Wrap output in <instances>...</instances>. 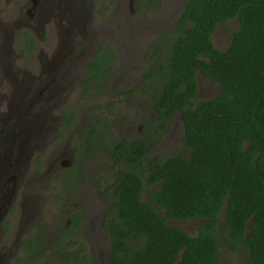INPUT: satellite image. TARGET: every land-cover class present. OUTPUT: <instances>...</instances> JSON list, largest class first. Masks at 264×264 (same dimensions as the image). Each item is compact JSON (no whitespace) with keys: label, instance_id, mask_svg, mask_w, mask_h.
I'll list each match as a JSON object with an SVG mask.
<instances>
[{"label":"trees","instance_id":"16d2710c","mask_svg":"<svg viewBox=\"0 0 264 264\" xmlns=\"http://www.w3.org/2000/svg\"><path fill=\"white\" fill-rule=\"evenodd\" d=\"M156 1L145 0L144 6ZM175 25L172 38L152 42L143 81L122 94L127 100L148 93L160 129L177 113L184 125L183 148L154 155L149 136L113 140L112 132L101 135L96 117L91 129L78 135L91 145L88 151L110 144L112 176L100 188L105 200L111 198L105 222L111 234L109 264H225L224 243L247 257L246 264H264V0H185ZM219 26L230 37L225 49L214 41ZM113 56L103 44L87 62L84 96L94 89L96 96L106 94ZM201 74L219 87L216 95L200 97ZM106 75L102 85L94 83ZM75 116L68 110L65 123L71 126ZM146 188L153 202L143 196ZM168 218L202 223L192 234ZM69 240L67 246L60 240L53 255L62 264H81V252L71 258L65 248L71 247ZM29 242L38 259L48 248ZM16 257L15 264H28Z\"/></svg>","mask_w":264,"mask_h":264},{"label":"rangeland","instance_id":"374dc122","mask_svg":"<svg viewBox=\"0 0 264 264\" xmlns=\"http://www.w3.org/2000/svg\"><path fill=\"white\" fill-rule=\"evenodd\" d=\"M3 1H5V8L3 7ZM24 1L25 0H0V9L5 12L3 13L4 18H2V20L5 22L6 19L8 23L11 22L12 24L6 25L9 27V35L12 36V40L9 39V41L5 43L8 52L0 51V77L1 72L6 69L9 72H16L17 75H25L33 81L29 84V92L27 95L33 96L35 93V95H37V100L33 103L32 108L27 110L25 117L32 118V113L43 110L46 113V119H49V121L56 125L59 123L61 112H63V115L68 110H73L76 113L75 124L68 128H59L56 136L52 137L49 134L46 138V136L44 137V135H42L43 138H41L37 145L35 144L37 142H34L36 137L33 136L34 138L30 140V154L32 156L34 145H36L39 150L36 152V155L38 154L37 156H39L40 159L38 160L36 156L35 160H31L27 169L25 168L28 165L27 161L24 160V162L19 165V171H24L26 174L24 181L25 186L22 191H18V197L19 199L25 198V202L29 197L30 199H34L35 197H40L42 199L41 203H44V205L39 207L41 211H39L40 215H38V217L44 221V226H42L43 230L49 227L51 232L49 233V239L51 240L55 236L54 233H56L58 228L61 227V230H63L66 228L65 225H67L66 221L68 215L57 214L59 207H63L64 209L71 208L75 214H79L81 211L78 212L77 209L79 206L73 204L77 203V200L68 199V196L64 192L65 188H61L53 171L48 170L50 167H53V163L51 165H46L47 159H49L50 162L54 161V157L62 150H68L66 157L69 159L66 161H71L70 150L75 148L76 134L81 131H87L93 124L92 119L94 117L100 121V125L102 124L100 126L101 135L112 132L114 134L113 140L123 137L139 139L145 135L149 136L151 153L154 155L169 156L183 148L184 128L180 116L177 113L166 123L165 129H160L158 127L161 123L160 117L152 110L150 95H148V93L137 94L136 97L126 100L122 91L130 90L143 81V74L146 71L144 58L146 53L152 48V42L159 37H173V31L176 27L175 22L185 0H158L154 2V4L148 3V6H144L145 0H94V12L90 7L89 0H83L86 7L84 13L86 12L87 15V19L84 23L86 26L83 28V30L85 28L87 29V32H85L86 36L84 39H79L76 37L74 30V32H72L74 33L73 39L72 36L68 37L69 43L72 42V44L69 48L67 47L64 49L66 56L59 61V68L67 64L65 68L68 70V72L65 71V76H67V78L62 79L59 77L57 86H49V84H41V86L40 83L43 82L44 79L39 78V75L43 73L41 71L42 66L46 63L45 52L51 55L58 47L57 27L56 25H52L49 31H44L43 25L37 24L33 25L36 26V28L31 31L29 28H25L22 31L18 30L16 23H13V12H15V15H18L17 11L19 10L17 9L23 7ZM26 11L27 8L24 7L23 12ZM28 21L33 23L32 19ZM88 22L89 24L87 25ZM235 24L236 21L230 23L231 26ZM87 26H91V28H87ZM59 33L61 34V32ZM214 41L221 49L227 47L230 37L226 32L225 26L218 27ZM12 42L13 44L11 45ZM103 44L111 47L114 53L112 57L113 60L109 64V71L111 73H108V75L111 77L106 83L109 89L105 91L106 94L104 96L101 93L96 96V89H94L90 95H88V91L84 96L83 90H80L81 87L79 82L81 77L84 76L87 61L92 58L91 55L93 52L95 53V50ZM49 50L50 52H47ZM18 56H20V58H17ZM69 56L71 57L69 58ZM15 59H18L19 62L18 69L17 67L15 68V66H11ZM4 61H6L7 64H4ZM4 66H6L5 69ZM108 75L95 79L94 83L97 84L100 82V85H102V81L104 82V79H107ZM44 76L42 75V77ZM74 77L77 78L73 79ZM4 82L5 80H1L0 78V85L4 84ZM153 83L154 80L152 81V84ZM155 84L157 85L158 83ZM198 84L200 97L210 98L219 92V87L209 83L203 76L198 77ZM2 87L3 86H0V88ZM20 95L21 94H18L16 96L15 99L17 101L22 98ZM7 99V95L0 92V136L3 133L9 136L13 131H16L18 114L17 112L9 114V100L7 101ZM111 101H114L113 107L110 105ZM99 104L103 106H99ZM104 137L106 140H110L108 136ZM108 145H104V148L95 149L86 159L85 166L87 171H94L91 180L95 181L96 188L97 186L104 185L103 180H105L106 183L109 182L108 180H111V170L106 173L107 177H104L105 174L101 173V165L104 161L110 160ZM0 151L5 152V147H3L1 141ZM53 151L55 153H53ZM74 156V162L78 161L80 157L76 156L75 152ZM63 159L64 158H62L60 162ZM20 182H22V179ZM27 182H29V185L26 184ZM92 191L93 187L89 189L85 188L83 197L85 198L86 194ZM73 194H79L78 190L75 189ZM143 196L146 200L153 202L149 195L148 188L144 190ZM98 199L100 203L97 201V205L93 206L91 209L86 208V213L90 214L97 207H100L101 212L104 205H102L101 198ZM61 204H63V206H61ZM20 208L18 202H16L10 214L7 215L3 221L5 230H12V232L8 234H11V237H13L12 245L14 249H17L19 245H21L25 234L31 233L32 230L35 229L34 225H29L31 221L28 222L27 219H25L26 214L20 211ZM81 215L82 212L80 216ZM34 218L36 217L34 216ZM167 221L169 224L184 228L192 234L197 232V229L202 223V220L199 219L180 220L168 218ZM87 222L88 219H86V223L84 222L85 227L81 228V230H85V234L94 236H92L89 244L93 250L98 249L96 252L94 250V257L97 258V251H100L101 255L105 256L107 259L110 254L109 246L111 241L109 235H107V233H101V238L98 237V241L96 242V233L92 231L93 227H88L89 223ZM93 224L97 227L98 224H101V218L98 217L97 221ZM43 235L44 234L41 233L39 237L42 238V245L46 246L48 242ZM221 236L222 239L225 240L224 233H221ZM69 239L72 240V243L70 244L71 247L68 249L71 251L68 253L71 258H74L75 252L81 249L78 248V242L81 241V239L75 237L66 238V240ZM85 251L86 255L91 249L87 248ZM33 252L34 253H23V251H19L17 254L27 258L25 261H27L28 264H62L58 256H49L47 252H44L38 259L37 256H35L36 251L34 250ZM220 254L225 264H246L247 257L245 258L244 256H239V254L232 252L229 243H224L221 246Z\"/></svg>","mask_w":264,"mask_h":264},{"label":"flooded vegetation","instance_id":"af4514ba","mask_svg":"<svg viewBox=\"0 0 264 264\" xmlns=\"http://www.w3.org/2000/svg\"><path fill=\"white\" fill-rule=\"evenodd\" d=\"M21 1H23V0H21ZM11 3H15V2H11ZM89 4L93 10L94 0H89ZM22 6L23 7L17 9V10H19V11H17L18 15H15L14 14L15 12H13V23L15 22L16 26L18 27V30H21V31L24 30L25 28H27V29L29 28L31 31L32 29L36 28V26H33V25H37V24L43 25L44 31H49L51 29L52 25H57L56 19L58 18V16L60 14H61L60 17H63L64 15L69 16L70 13L71 14L73 13L72 6L70 5V0H25L24 5H22ZM3 7L5 8V1H3ZM24 7L27 8L26 12H23ZM93 12H94V10H93ZM3 13H5V12H3L0 9V25H12L11 22L8 23L6 21V19H5V22L2 20V18H4ZM29 19H32L33 23H30L28 21ZM88 24H89V22L87 23V25ZM87 28H91V26H87ZM84 30H83V28H75L76 37L79 39L80 38L84 39L86 36L85 32H87V29L85 31ZM99 48L100 47H98L95 50V53L99 50ZM47 52H50V50ZM95 53L93 52V54L91 55L92 58L94 57ZM70 57L71 56H69V58ZM17 58H20V56H18ZM50 58H51V55H49V53L45 52V60L48 61V60H50ZM66 65H65V68H66ZM11 66H15V68L17 67V69H18V67H19L18 59H15L13 65H11ZM18 75L16 72H10V73L8 71L6 73L4 71L1 72L0 78H1V80H5V82H4V84L0 85V86H3L2 88H0V90H1L0 92L2 94L3 93L6 94L7 97H9L8 96V90L9 91L13 90L14 89L13 86H15V85H21L20 87L17 88V92H18L17 94L25 95L24 96L25 99H28L27 94L29 92L28 91L29 90V84H31L32 80H30L25 75H19V76ZM42 75L44 76L45 74L41 73L39 75V78L45 80V76L42 77ZM16 76H18V77H16ZM201 76L206 77L205 75H202V74H201ZM75 78H77V77H74L73 79H75ZM66 84H68V83H66ZM79 84L81 87L80 90H82V86H83L82 77H81ZM61 113L62 114H61V117L59 118V123L56 125H55V123L49 121V119L45 120V123H44L45 129H44V133H43L44 137L46 136V138H47L49 134L52 137H54L57 135L59 128L61 129V127H66V128L70 127L69 125H67L65 123V121L67 122V119L65 118L66 112L64 113L65 116L63 115V112H61ZM75 118L76 117H74L73 124H75V121H76ZM182 125H183V123H182ZM91 126L89 127L88 130L91 129ZM183 128H184V125H183ZM82 132H86V131H81L78 134H76L75 148H72L70 150L71 161H69V162L66 161L67 159H69L68 157H66L67 156L66 153H68V150H62L57 156L54 157L55 158L54 161L50 162V160L47 159V162H46V165L47 164L51 165L53 163V167H50L48 170L53 171L55 178L58 180V183L61 185V188H65L64 192L68 196V199L77 200V203H73V204H77L79 206L77 211L82 212V215L80 216L81 212L79 214H75L71 208H65L64 209L63 207H59L57 214L68 215V218L66 221L67 225H65L66 228L63 230H61V227L58 228L56 233H54L55 236L51 240L49 239V236H50L49 233H51L49 230V227H46L43 230L42 226H44V221L38 217V215H40L39 211H41V209H39V207H41V205H44V203H41L42 199L40 197H35L34 199H30V197H29V198H27L26 202H25V198L19 199L18 191H22V189L25 186L24 181H25L26 172L19 171L20 167L14 166L13 160L10 159L11 155H8L3 151L5 153L4 154V153H2V151H0V157L4 158L7 163L9 162V166L7 168V173L1 175L3 181L1 183L2 190L0 191V196H8L12 190V197L10 198V202H8L6 208L3 212L4 216L2 218V222L0 223V264H15V261L17 259L16 254L19 251H23V253H25V252L29 253L30 250H28L27 244L30 243L29 242L30 239L33 241V244H36V247L39 248L43 242L42 238L39 237L41 233L44 234L43 236L45 237V240L48 242V245H46V247H48V248L45 249V252H47L49 256H53V254H55L56 250L54 247L57 246V244L60 240H61V243H63V245L67 246L66 238L67 237H69V238L75 237L77 239L78 238L81 239V241L78 242V248H81L80 249L81 256H82V263L81 264H109L110 257L112 254L110 246H109L110 254H109L107 259L105 258V256L101 255L100 251H97L98 257L95 258L94 253L98 249H94L95 250V252H94L93 248L89 246V244L91 242V238L93 235L90 236L89 234H85V230H81V228L85 227L86 219H88V222H87V223H89L88 227H93L92 231H94L96 233V236H95L96 242L98 241V237L101 238V236H100V235H102L101 233H107V235H109V239L111 241V234L109 232V229H107L105 226V222L107 219L106 211L111 204V198L108 197V199L105 200L102 197V195L100 194V188L106 186L107 183L105 182V180H103L104 185L99 186V187L97 186V188H98L97 189L95 181L91 180V177H92L94 171H92V172L87 171V168L85 166L86 159L93 153V151L95 149L104 148V146L99 147L97 145H93L92 146L93 150L88 151L87 148H89L91 145L88 146V144L84 143L83 141L78 140V135ZM6 138H8V136L5 135L4 133L0 136V141L3 145V147L5 145L4 139H6ZM127 139L131 140L129 138H127ZM35 141H36V138L34 139V142ZM78 146L80 147V150H78ZM37 147L38 146L34 145V149H33L34 151H33L32 156L30 153H28V155H27V158L25 161H27L28 165L25 167L26 169L29 166L31 160H35V157L38 155V154L36 155V152L39 151ZM74 152H75L76 156L80 157L78 159V161H76V162H74L75 161L74 160L75 159ZM53 153H55V152L53 151ZM62 158H64V159L60 162V160ZM37 159L39 160L40 157L37 156ZM108 162L109 161H104V163L101 165V173L105 174L104 177H107L106 173H108L110 171V169L108 168ZM0 166H2L1 161H0ZM13 172L15 173L14 175L12 174ZM21 179H22V182H20ZM108 181H110V180H108ZM26 184L29 185V182H27ZM90 187H93V191L91 193L88 192L84 198L83 197L84 189L85 188L89 189ZM75 189L78 190L79 194H77V195L73 194ZM98 198H101L102 205H104V208L102 209L103 211L101 210V212H100V207H97L90 214L86 213L85 212L86 208L91 209L93 206L97 205V201L100 203V200ZM16 202H18V206L22 208V210L20 208V211H23V213L26 214L25 219H27L28 222L31 221V223H29V225L30 224L34 225L35 229H33L31 233L25 234L23 240L21 239L22 240L21 245H19V247L17 249H14V247L12 245L13 244V237H11V234L10 235L8 234L9 232H12V230H10V231H9V229L5 230L3 221H4L5 217L10 214V212L14 208V205L16 204ZM4 205H6V204H4ZM35 206H36V208H35ZM61 206H63V204H61ZM73 215L76 216L75 218H77L76 220H78V221H76L78 223L76 224V228L74 229L75 232L70 230L73 219H75L73 217ZM34 216L36 218H34ZM97 216L99 218H101V224H98V226L96 227V226H94L93 223L95 221H97V218H98ZM28 222H27V224H28ZM88 231H89V229H88ZM92 231H90V232H92ZM62 233H64V235L61 239H59L60 235ZM63 239H65V241H63ZM110 245H111V242H110ZM42 246L44 247V245H42ZM65 248H67V250H68L70 247H65ZM87 248H90L91 251L88 252V254L86 253V255H85V252H86L85 249H87ZM68 251H71V250H68ZM26 259L27 258H24V260H26Z\"/></svg>","mask_w":264,"mask_h":264},{"label":"water","instance_id":"95a60500","mask_svg":"<svg viewBox=\"0 0 264 264\" xmlns=\"http://www.w3.org/2000/svg\"><path fill=\"white\" fill-rule=\"evenodd\" d=\"M70 5L72 6L73 13L69 14V16H63L60 17L61 14L56 19L57 25V35H58V47L56 50H54L51 53L50 60H46V63L42 66V72L45 73V80L40 83L42 84H49L57 86L58 84V78L66 79L67 76H65V71L68 72V70L65 69V65L59 68V61L63 59L66 55L64 52L65 48H69L72 44L69 43L68 37L74 36V30L75 28H84L85 20L87 19L86 12L84 13L86 7L85 2L83 0H70ZM86 18H85V17ZM6 25H0V51L8 52L7 47L5 46V43L9 41V39L12 40V36L9 34V27ZM61 32V34L59 33ZM13 42L11 43V45ZM42 62V61H41ZM43 63V62H42ZM4 64H7L6 61H4ZM9 65V64H8ZM6 66H4V69ZM4 72L6 73L7 70L5 69ZM9 72V71H8ZM10 73V72H9ZM41 85V86H42ZM21 85H15L13 86L14 89L9 91L8 90V108H9V114L17 112L18 117L16 120V131H13L12 134L8 136V138L4 139V147L5 152L8 155H11L10 159L13 160L14 166L17 167L21 165L24 160H26L28 153L30 152V140L32 138L36 137V145L39 144L42 135L44 133L45 129V120H46V113L43 110H38L37 112L32 113L31 117H25V113L29 108H32L33 103L37 100V95L28 96V99H25V95H21L22 98L20 100H16L17 88ZM40 86V87H41ZM56 88V87H55ZM40 89V88H39ZM37 92V91H35ZM31 106V107H30ZM26 110V111H25ZM34 136V137H33ZM16 144V146H15ZM4 153V152H2ZM5 154V153H4ZM0 161L2 166H0V191L2 190V174L7 173V168L9 166V162L7 163L4 158L0 157ZM15 174L14 172L12 173ZM8 175V174H7ZM12 197V190L11 193L8 196H0V223L2 222V218L4 216L3 212L8 204L10 202V198ZM6 204V205H4Z\"/></svg>","mask_w":264,"mask_h":264}]
</instances>
